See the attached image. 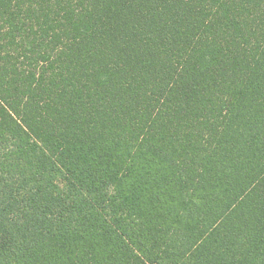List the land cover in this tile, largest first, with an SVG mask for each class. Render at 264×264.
Listing matches in <instances>:
<instances>
[{
  "label": "trees",
  "instance_id": "trees-1",
  "mask_svg": "<svg viewBox=\"0 0 264 264\" xmlns=\"http://www.w3.org/2000/svg\"><path fill=\"white\" fill-rule=\"evenodd\" d=\"M0 264H264V0H0Z\"/></svg>",
  "mask_w": 264,
  "mask_h": 264
}]
</instances>
